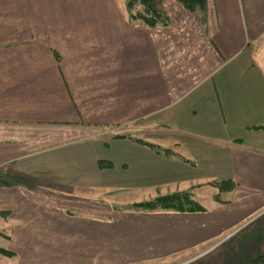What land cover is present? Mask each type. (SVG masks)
I'll return each mask as SVG.
<instances>
[{
  "label": "crops",
  "instance_id": "crops-1",
  "mask_svg": "<svg viewBox=\"0 0 264 264\" xmlns=\"http://www.w3.org/2000/svg\"><path fill=\"white\" fill-rule=\"evenodd\" d=\"M125 4L0 0V246L11 264H264V0H156L154 27ZM179 191L201 208L130 207Z\"/></svg>",
  "mask_w": 264,
  "mask_h": 264
},
{
  "label": "trees",
  "instance_id": "trees-1",
  "mask_svg": "<svg viewBox=\"0 0 264 264\" xmlns=\"http://www.w3.org/2000/svg\"><path fill=\"white\" fill-rule=\"evenodd\" d=\"M190 9L200 5L204 0H177ZM156 0H126V8L132 20H138L143 25L154 27L166 25V17L155 7ZM130 207L135 209H171L177 211H193L201 207L192 198L190 191H179L158 195L153 199L133 202ZM119 208V207H115ZM13 253L0 246V257H11Z\"/></svg>",
  "mask_w": 264,
  "mask_h": 264
},
{
  "label": "rangeland",
  "instance_id": "rangeland-1",
  "mask_svg": "<svg viewBox=\"0 0 264 264\" xmlns=\"http://www.w3.org/2000/svg\"><path fill=\"white\" fill-rule=\"evenodd\" d=\"M10 179H13L14 180V178H10ZM101 197L105 198L104 195H102ZM146 197H147L146 194H144V196L141 194V196H136L135 198H133V200L134 201H140V200L146 199ZM148 197H150L149 199H152L151 196H148ZM109 202H110L111 205H115V206H118V207L121 206V205H124L125 203H127V201L122 200L120 198L111 199V200L109 199ZM1 240L4 241V238L1 237V235H0V242H1ZM9 260H10V258L0 257V264H11V262Z\"/></svg>",
  "mask_w": 264,
  "mask_h": 264
}]
</instances>
